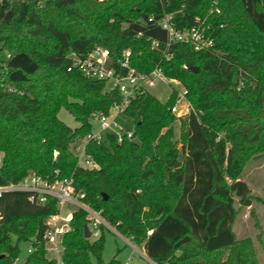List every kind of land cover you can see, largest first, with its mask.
I'll return each mask as SVG.
<instances>
[{"label":"trees","instance_id":"trees-1","mask_svg":"<svg viewBox=\"0 0 264 264\" xmlns=\"http://www.w3.org/2000/svg\"><path fill=\"white\" fill-rule=\"evenodd\" d=\"M166 15L177 29L200 27L214 39L212 49L167 48L157 25ZM1 37L8 58L0 67V186L32 174L72 178L84 201L155 264H264L233 231L235 203L253 202L239 176L249 156L264 150V0H0ZM95 46L110 51L113 66L129 51L136 71L159 69L178 81L191 111L184 119L171 113L175 92L165 103L151 93L135 96L124 109L132 139L86 143L97 166L88 170L72 145L92 131L93 114L121 102L105 83L67 71L70 53L85 57ZM61 109L77 128L58 119ZM54 212L52 199L35 205L24 193L3 194L0 264L18 258L19 243L41 241ZM85 223V213L74 212L63 264H102L103 236L84 239ZM23 264L52 263L39 245Z\"/></svg>","mask_w":264,"mask_h":264},{"label":"built area","instance_id":"built-area-1","mask_svg":"<svg viewBox=\"0 0 264 264\" xmlns=\"http://www.w3.org/2000/svg\"><path fill=\"white\" fill-rule=\"evenodd\" d=\"M213 11L216 14L220 13L217 8ZM148 21L152 22V19L149 18ZM157 25L167 33V48L174 43L189 45L196 52L210 50L213 47L214 39L205 35L200 27L177 29L170 15L159 20ZM152 45L157 47L155 42ZM129 55V51L123 52L121 58L115 61L114 66L110 51L99 46H95L85 57H80L76 53L68 55L70 61L68 72L76 71L87 79L103 82L107 93H117L121 97L120 104H114L108 114H93L90 118L92 131L72 145V153L82 168L88 170L97 168L85 153V145L89 141L99 143L107 135L114 136L118 142L124 138L132 139V128L127 129L123 125L129 121L124 115V109L135 96L150 93V90L158 83L181 85L176 80L167 79L159 69H154L149 73L136 71L130 64ZM167 58L170 59V56ZM182 69L189 70L185 65L182 66ZM186 92L187 90L183 87V92L177 95L176 101L170 108L171 113L175 116H179L181 113L186 116L191 111V107L185 99ZM5 193H24L29 202L35 205H42L48 199L55 202V212L48 215L43 221L44 230L41 241L33 238L28 242L27 256L32 254L39 245H42L49 261L50 257H55L56 264H63L62 240L72 230L71 223L74 212L81 210L85 213V224L90 233L89 240L99 239L106 231L113 233L130 245L148 264H155L147 257L142 245H136L131 237L122 235L103 217L101 211L93 209L84 201V194L76 190L72 178L47 180L34 174L27 175L16 183L0 186V197ZM151 234V230L147 232V236ZM137 246L140 247V250ZM125 264H131V260L126 261Z\"/></svg>","mask_w":264,"mask_h":264},{"label":"rangeland","instance_id":"rangeland-1","mask_svg":"<svg viewBox=\"0 0 264 264\" xmlns=\"http://www.w3.org/2000/svg\"><path fill=\"white\" fill-rule=\"evenodd\" d=\"M101 1V0H99ZM103 1V0H102ZM3 38H0V67L8 58V54L2 51L1 46ZM1 71V69H0ZM175 92L177 95L183 92V87L175 83H158L150 90V93L161 103L167 102L171 94ZM174 101V102H175ZM183 111L185 109L182 105ZM58 119L71 129H75L79 124L73 117L64 109H61L57 115ZM179 119H184L182 113L178 116ZM127 129L132 128V123L126 121L123 124ZM174 131V140L177 143V148L180 147V139L182 138L183 130L181 129V121L177 120L172 125ZM1 157V155H0ZM240 180L245 182L250 190V195L253 199L250 207H241L235 203L237 215L233 224V231L236 237L240 240L248 239L251 241L258 262H264V150H258L249 156L242 173L239 176ZM136 245H138L136 243ZM140 250V247L137 246ZM28 242L18 244V258L11 264H23L27 258ZM113 258H116L121 264L131 260V264H148V262L140 258L138 253L128 245L123 239L117 237L113 233L104 232L103 234V250L101 254L102 264H108ZM52 264H56V258L50 257ZM93 264L95 262L93 261Z\"/></svg>","mask_w":264,"mask_h":264},{"label":"water","instance_id":"water-1","mask_svg":"<svg viewBox=\"0 0 264 264\" xmlns=\"http://www.w3.org/2000/svg\"><path fill=\"white\" fill-rule=\"evenodd\" d=\"M189 70L190 71H193V72H196L198 69L197 68H194V67H189ZM102 196L105 198L104 195H102ZM89 237H90V233L88 231L87 225L84 224L83 225V238L84 239H89Z\"/></svg>","mask_w":264,"mask_h":264}]
</instances>
